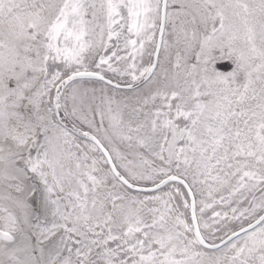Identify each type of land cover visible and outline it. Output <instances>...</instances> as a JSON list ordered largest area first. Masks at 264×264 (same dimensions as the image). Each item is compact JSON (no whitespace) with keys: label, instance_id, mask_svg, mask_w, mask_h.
Listing matches in <instances>:
<instances>
[{"label":"snow or ice","instance_id":"snow-or-ice-1","mask_svg":"<svg viewBox=\"0 0 264 264\" xmlns=\"http://www.w3.org/2000/svg\"><path fill=\"white\" fill-rule=\"evenodd\" d=\"M0 264H264V0H0Z\"/></svg>","mask_w":264,"mask_h":264}]
</instances>
